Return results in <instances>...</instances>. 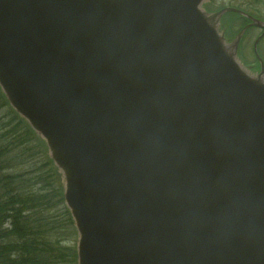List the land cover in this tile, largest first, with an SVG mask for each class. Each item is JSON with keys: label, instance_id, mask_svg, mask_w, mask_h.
<instances>
[{"label": "water", "instance_id": "1", "mask_svg": "<svg viewBox=\"0 0 264 264\" xmlns=\"http://www.w3.org/2000/svg\"><path fill=\"white\" fill-rule=\"evenodd\" d=\"M206 0H0V87L45 142L78 264H264V21ZM228 12L251 21L227 39Z\"/></svg>", "mask_w": 264, "mask_h": 264}, {"label": "trees", "instance_id": "2", "mask_svg": "<svg viewBox=\"0 0 264 264\" xmlns=\"http://www.w3.org/2000/svg\"><path fill=\"white\" fill-rule=\"evenodd\" d=\"M252 2L264 5V0ZM3 109L7 110L3 117L7 121L0 120V264H77L75 250L50 240L49 230L53 225L45 214L52 209L49 206L52 197H48V192L42 194L43 191L35 189L36 185H48L49 179L54 181L56 178L63 201L60 175L49 159L50 177L11 173L17 166L27 163L28 153L32 156L36 154L34 151H43L44 154L45 147L9 107L0 91V111ZM25 143L31 145L27 150L23 149ZM69 221L72 222L71 217Z\"/></svg>", "mask_w": 264, "mask_h": 264}, {"label": "rangeland", "instance_id": "3", "mask_svg": "<svg viewBox=\"0 0 264 264\" xmlns=\"http://www.w3.org/2000/svg\"><path fill=\"white\" fill-rule=\"evenodd\" d=\"M207 11L209 12H218L219 10L225 8H234L246 12L258 19L264 20V5H257L252 0H206L203 5ZM240 15L228 12L223 16L221 27L227 35L228 39L236 38L239 32L245 27L247 21H245L244 17ZM263 30L258 27L249 28L244 34L242 41L239 43V55L243 59V62L247 66H250L249 69L253 73L260 71V64L254 52V44L257 38L262 34ZM258 54L260 58L264 62V36L261 38L258 44ZM9 111V108H8ZM7 110L0 111V120L4 122L7 121V118L3 117L6 115ZM35 146H39L37 142L33 141ZM31 145L29 143L23 144V149L29 148ZM40 148V147H39ZM41 149V148H40ZM42 150V149H41ZM32 155L28 153L26 155L27 163L22 166H17L11 173L20 172L30 177L33 176H42V177H50L49 173H52V167L48 164V154L45 151L42 153H37ZM30 154V155H29ZM48 185L42 186L41 183L36 185L35 189L43 191L46 193L48 197H52V200L49 201V206L52 209L45 214L47 217H50L52 223V228L49 230L51 232L49 238L54 244L61 245L62 247L72 248L77 251V242H78V234L74 227V224L69 221V217L67 216V209L63 201H61L60 194V184L55 178L53 181L49 179ZM62 183V179L61 182ZM61 196L63 197V183L61 184Z\"/></svg>", "mask_w": 264, "mask_h": 264}]
</instances>
